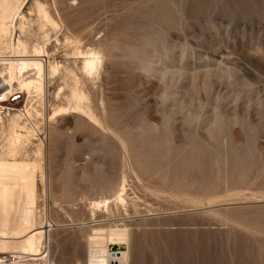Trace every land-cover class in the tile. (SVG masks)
Here are the masks:
<instances>
[{
	"label": "rangeland",
	"instance_id": "1",
	"mask_svg": "<svg viewBox=\"0 0 264 264\" xmlns=\"http://www.w3.org/2000/svg\"><path fill=\"white\" fill-rule=\"evenodd\" d=\"M23 1V14L37 1L62 23L46 46L61 67L45 112L76 86L95 117L45 123L59 134L46 132L50 189L36 208L37 224H50L49 263L104 256L87 242L118 225L128 264H264V0ZM87 47L101 61L84 77ZM178 67L183 77L170 78ZM108 178L126 181L127 209L92 215L89 199L108 193L90 186Z\"/></svg>",
	"mask_w": 264,
	"mask_h": 264
},
{
	"label": "bare ground",
	"instance_id": "2",
	"mask_svg": "<svg viewBox=\"0 0 264 264\" xmlns=\"http://www.w3.org/2000/svg\"><path fill=\"white\" fill-rule=\"evenodd\" d=\"M23 2L0 0V78L8 88L21 90L26 101L16 113L8 114L5 118L6 124L0 117V262L5 260L8 264H51L47 260V228H50V224L47 222L37 224L39 223L37 218L40 217L36 214V208L39 193L43 196L40 197L42 201L46 202L50 189L45 172V162L49 158L46 132L48 131L51 140H55L59 134L52 128L46 130L45 123L55 122L57 118L69 113L81 112L93 121L95 117L82 105V101L87 100L86 91L84 92L83 88L78 89L75 84L68 95L67 105H56L51 112H45L46 82L57 75L61 67L58 62L48 60L46 46L50 40L49 34L53 33L56 36L61 30L62 23L57 14L37 1L32 2L30 10L23 14ZM15 30L19 32L17 38H14ZM28 36L34 37L35 40L29 41ZM54 41L58 43L57 37ZM85 49L80 66L83 74L85 73L84 77L85 75L89 77L96 72L101 58L93 48ZM77 54L82 58L79 51ZM180 70L178 67L167 75L180 79L183 77ZM218 72L220 71L214 69L212 72L207 71L206 75H217ZM60 93L61 88L55 93V97L58 98ZM33 101L39 102L38 106L43 111L38 112L32 105ZM34 114L43 118V124L33 120ZM92 123L95 124V121ZM40 134L42 136L37 137ZM33 140H37L36 143L33 144ZM30 145L33 147L28 154L27 147ZM123 178L114 185L112 179L108 178L100 184L90 186L94 191L108 193L89 199L90 214L93 215L94 210L103 208L104 212L110 215L109 204L114 205L115 209L126 208L127 202L124 197L126 186ZM43 210H40L39 215H43ZM105 234L104 237L87 242L90 251L95 247L104 256L97 255L92 258L88 255V260L86 259L87 262L84 263L128 264L127 230L123 226L112 225L105 228ZM113 238L121 241L117 248H112Z\"/></svg>",
	"mask_w": 264,
	"mask_h": 264
},
{
	"label": "built area",
	"instance_id": "3",
	"mask_svg": "<svg viewBox=\"0 0 264 264\" xmlns=\"http://www.w3.org/2000/svg\"><path fill=\"white\" fill-rule=\"evenodd\" d=\"M15 38L18 32H15ZM25 101V95L21 90L8 88L0 78V117L6 118L9 113L20 109ZM0 264H8L5 260Z\"/></svg>",
	"mask_w": 264,
	"mask_h": 264
}]
</instances>
